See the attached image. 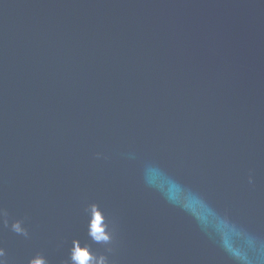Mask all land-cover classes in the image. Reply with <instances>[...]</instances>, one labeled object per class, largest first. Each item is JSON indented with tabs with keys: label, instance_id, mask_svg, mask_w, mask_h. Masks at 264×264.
<instances>
[{
	"label": "water",
	"instance_id": "obj_1",
	"mask_svg": "<svg viewBox=\"0 0 264 264\" xmlns=\"http://www.w3.org/2000/svg\"><path fill=\"white\" fill-rule=\"evenodd\" d=\"M74 242L264 264V0H0V247Z\"/></svg>",
	"mask_w": 264,
	"mask_h": 264
},
{
	"label": "clouds",
	"instance_id": "obj_2",
	"mask_svg": "<svg viewBox=\"0 0 264 264\" xmlns=\"http://www.w3.org/2000/svg\"><path fill=\"white\" fill-rule=\"evenodd\" d=\"M5 226L7 227V221L5 220ZM12 231L17 234H22L25 238H28V234L20 227L19 222L12 225ZM93 240L96 243L108 242L110 237L105 235L103 237L95 235L90 232ZM49 264L48 260H45L41 253H36L28 259L27 264ZM0 264H8L7 253L4 247H0ZM68 264H105V258L101 257L99 261H96L95 256L91 255L87 246L81 248L78 242H74V246L69 250Z\"/></svg>",
	"mask_w": 264,
	"mask_h": 264
}]
</instances>
